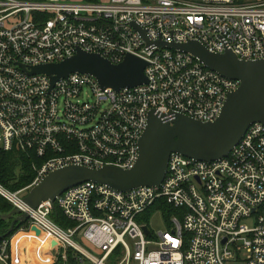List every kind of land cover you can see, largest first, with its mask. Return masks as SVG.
Masks as SVG:
<instances>
[{
  "label": "built area",
  "instance_id": "built-area-1",
  "mask_svg": "<svg viewBox=\"0 0 264 264\" xmlns=\"http://www.w3.org/2000/svg\"><path fill=\"white\" fill-rule=\"evenodd\" d=\"M159 40L197 41L211 52L263 59L264 0H0V148L40 160L33 162L31 184L16 191L0 184V196L27 212L28 227L57 246L54 261L33 264H55L59 257L64 263L68 247L93 264H106L116 250L115 264H264L261 122L251 123L215 161L171 153L158 185L119 190L85 181L34 209L22 199L24 190L65 165L131 168L152 109L204 122L218 117L240 81L190 53L156 45ZM78 49L113 63L137 56L147 63V82L116 90L72 72L52 85L50 76L27 71ZM162 201L176 211L167 229L151 231L146 214L162 210ZM56 207L77 224L55 223ZM78 236L101 256L82 248ZM8 246L1 239L0 264H22Z\"/></svg>",
  "mask_w": 264,
  "mask_h": 264
},
{
  "label": "water",
  "instance_id": "water-1",
  "mask_svg": "<svg viewBox=\"0 0 264 264\" xmlns=\"http://www.w3.org/2000/svg\"><path fill=\"white\" fill-rule=\"evenodd\" d=\"M138 30L145 37L143 31ZM156 45L190 53L221 75L240 81L239 87L228 94L218 117L214 121L204 122L180 112L158 113L152 109L148 112L146 127L139 138L138 158L131 168L114 165L93 168L81 164L59 167L44 175L23 195L24 203L30 208H36L45 200L53 201L69 187L85 181L119 190L158 185L164 178L171 153L195 160L215 161L228 154L251 123L264 124V58L241 60L230 50L211 52L197 41L166 43L159 40ZM146 65V61L131 54H127L121 62L113 63L97 53L78 49L60 62L32 66L27 71L50 76L52 85L72 72L89 74L97 79L102 88L117 90L146 83ZM11 216L14 218L3 236L29 218L27 212L17 207L2 217L6 219ZM143 229L148 232L145 226Z\"/></svg>",
  "mask_w": 264,
  "mask_h": 264
},
{
  "label": "trees",
  "instance_id": "trees-1",
  "mask_svg": "<svg viewBox=\"0 0 264 264\" xmlns=\"http://www.w3.org/2000/svg\"><path fill=\"white\" fill-rule=\"evenodd\" d=\"M33 162L39 163L36 157L28 158L24 153L12 149V150H3L0 148V184L6 187L11 191H16L22 189L29 184L35 178L36 171L33 168ZM164 209L170 215L171 207L163 201ZM13 208V205L8 202L6 199L0 196V235L2 236L1 239H8V237L13 233V231L18 228H27L28 222H24L18 226H15L14 229L7 235L3 236L9 225L11 220L14 216L4 219L2 216L9 213ZM176 210V209H175ZM53 221L60 225L61 227H73L77 223L75 221H71L63 216L59 208H55L51 215ZM0 239V241H1ZM117 253L119 250H116L112 253L108 260L111 263L115 262L118 258H116ZM82 260L80 259V254L73 250L72 248L68 247L66 250V261L63 263L61 258L59 257L55 264H81Z\"/></svg>",
  "mask_w": 264,
  "mask_h": 264
},
{
  "label": "rangeland",
  "instance_id": "rangeland-1",
  "mask_svg": "<svg viewBox=\"0 0 264 264\" xmlns=\"http://www.w3.org/2000/svg\"><path fill=\"white\" fill-rule=\"evenodd\" d=\"M78 1V0H75ZM27 187V186H26ZM27 190H24L22 195H24ZM170 215L164 209L153 208L146 214V220L149 223V228L151 231H162L169 227L168 225V218L176 211L174 208L171 207ZM249 226L254 224V221L249 219L245 221ZM9 239V246L8 249L12 253V259L16 263L22 264H33L38 262L47 263L48 260L45 258H40L41 255V247L51 250L52 253L55 255L57 253V246L54 241L44 233H40L34 227L28 228H18L15 229L13 233L8 237ZM76 242L85 250L90 252L96 257H100L102 252L95 248L90 242L81 238L80 236L75 238ZM130 245L132 246L131 242L129 241ZM19 247V251H17ZM19 253V256H16ZM53 255V256H54ZM106 264H110L109 260L107 259ZM117 263V260L111 264ZM81 264H93L91 260L86 257L82 258Z\"/></svg>",
  "mask_w": 264,
  "mask_h": 264
},
{
  "label": "crops",
  "instance_id": "crops-1",
  "mask_svg": "<svg viewBox=\"0 0 264 264\" xmlns=\"http://www.w3.org/2000/svg\"><path fill=\"white\" fill-rule=\"evenodd\" d=\"M37 231L40 232L39 230H37ZM17 251H19V247H18ZM40 253H41V255L39 257L40 258L42 257V258H45L46 260H48L47 263H50V262L54 261L53 258L55 257V255L52 253L51 250H48V249H45V248L41 247ZM16 256H19V253ZM38 263H43V262H38Z\"/></svg>",
  "mask_w": 264,
  "mask_h": 264
}]
</instances>
